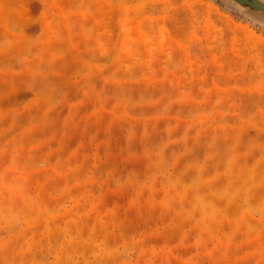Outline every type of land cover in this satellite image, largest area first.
Instances as JSON below:
<instances>
[{"label":"rangeland","instance_id":"1","mask_svg":"<svg viewBox=\"0 0 264 264\" xmlns=\"http://www.w3.org/2000/svg\"><path fill=\"white\" fill-rule=\"evenodd\" d=\"M0 264H264V20L0 0Z\"/></svg>","mask_w":264,"mask_h":264},{"label":"water","instance_id":"2","mask_svg":"<svg viewBox=\"0 0 264 264\" xmlns=\"http://www.w3.org/2000/svg\"><path fill=\"white\" fill-rule=\"evenodd\" d=\"M241 8L253 13L260 20H264V1L262 0H227Z\"/></svg>","mask_w":264,"mask_h":264},{"label":"bare ground","instance_id":"3","mask_svg":"<svg viewBox=\"0 0 264 264\" xmlns=\"http://www.w3.org/2000/svg\"><path fill=\"white\" fill-rule=\"evenodd\" d=\"M209 22V21H208Z\"/></svg>","mask_w":264,"mask_h":264}]
</instances>
